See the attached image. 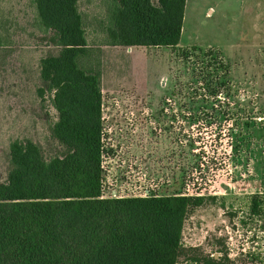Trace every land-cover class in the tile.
I'll list each match as a JSON object with an SVG mask.
<instances>
[{
  "label": "rangeland",
  "instance_id": "obj_1",
  "mask_svg": "<svg viewBox=\"0 0 264 264\" xmlns=\"http://www.w3.org/2000/svg\"><path fill=\"white\" fill-rule=\"evenodd\" d=\"M78 6L87 41L98 47L104 0ZM34 18L30 0H0V183L15 140L37 144L45 160L64 153L50 135L51 95L37 94L39 61L57 49ZM99 48L104 195H170L182 180L205 176L215 200L185 219L177 264H264V215L248 209L249 197L264 193V137L249 140L222 170H215L222 153L209 154L213 164L201 175L192 171L200 151L186 143L196 139L191 121L264 112V0H187L177 47Z\"/></svg>",
  "mask_w": 264,
  "mask_h": 264
},
{
  "label": "trees",
  "instance_id": "obj_2",
  "mask_svg": "<svg viewBox=\"0 0 264 264\" xmlns=\"http://www.w3.org/2000/svg\"><path fill=\"white\" fill-rule=\"evenodd\" d=\"M30 1L35 28L57 49L39 61L37 94L51 95L57 120L50 135L64 153L45 160L30 140L10 143L0 183V264H177L185 219L215 199L205 176L182 180L170 195H104L99 47H177L187 0H104L98 47L87 41L79 0ZM257 118L262 110L187 123L196 139L186 143L200 151L192 171L208 172L209 154L222 153L217 171L239 159L249 140L264 137ZM248 209L263 216L264 193L251 195Z\"/></svg>",
  "mask_w": 264,
  "mask_h": 264
},
{
  "label": "built area",
  "instance_id": "obj_3",
  "mask_svg": "<svg viewBox=\"0 0 264 264\" xmlns=\"http://www.w3.org/2000/svg\"><path fill=\"white\" fill-rule=\"evenodd\" d=\"M102 117H103V116H102ZM102 120H104V118H102ZM101 157L103 158V152H102V156H101ZM101 165H102V163H101ZM102 168H103V167H102ZM103 184H104V182H103ZM111 193H112V194H111V197H117V195L114 194V193H115L114 190H112ZM148 195H149V194H148V191H145L144 194H143L142 196H148Z\"/></svg>",
  "mask_w": 264,
  "mask_h": 264
},
{
  "label": "crops",
  "instance_id": "obj_4",
  "mask_svg": "<svg viewBox=\"0 0 264 264\" xmlns=\"http://www.w3.org/2000/svg\"><path fill=\"white\" fill-rule=\"evenodd\" d=\"M134 114H136V112L134 113ZM102 115H103V113H102ZM139 115V113H137V116ZM103 118H104V116H103Z\"/></svg>",
  "mask_w": 264,
  "mask_h": 264
}]
</instances>
